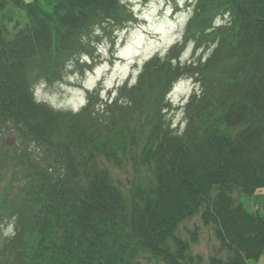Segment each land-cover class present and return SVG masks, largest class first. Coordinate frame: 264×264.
Here are the masks:
<instances>
[{
  "label": "trees",
  "instance_id": "1",
  "mask_svg": "<svg viewBox=\"0 0 264 264\" xmlns=\"http://www.w3.org/2000/svg\"><path fill=\"white\" fill-rule=\"evenodd\" d=\"M127 1L0 0V174L14 163L25 181L18 192L14 182L0 187V229L14 227L0 243V264H141L142 253L193 264L175 233L201 207L231 253L212 264H251L264 254V211L234 208L230 196L264 190V0L198 1L187 34L196 48L209 45L205 62L184 65L174 47L117 100L104 102L96 91L77 116L36 102L34 86L61 81L93 32L129 21ZM220 14L227 22L213 26ZM224 48L235 54L233 65L217 67ZM185 74L199 77L204 92L180 135L165 112ZM221 85L231 87L228 95ZM193 120L201 124L192 135ZM9 140L17 157L3 147ZM101 156L117 164L133 157L152 170L154 185L136 187L128 202L98 165Z\"/></svg>",
  "mask_w": 264,
  "mask_h": 264
},
{
  "label": "rangeland",
  "instance_id": "2",
  "mask_svg": "<svg viewBox=\"0 0 264 264\" xmlns=\"http://www.w3.org/2000/svg\"><path fill=\"white\" fill-rule=\"evenodd\" d=\"M33 1L25 0L27 4ZM198 1L131 0L127 10H130L133 18H137L138 21H133L131 15L126 23H116L114 28L102 26L106 29L93 32L91 46L85 48L86 51L81 55L80 63H69L61 81L51 84L39 82L34 86L36 102L57 114L69 115L70 113L77 116L88 106L89 96L96 91H100V98L104 102L117 100L121 88H125L127 84L129 87L136 85L140 74L150 60L158 54L168 57L174 46L175 55H179L184 65H189L194 59L196 61L200 58L205 62L211 54L208 51L209 45L204 44L196 48L199 40L194 42L192 38L187 39L186 33L194 6ZM127 16L126 13L123 14V17ZM227 20V15L220 14L214 19L213 26H222ZM176 43L178 44L175 45ZM234 56V53H229L224 48L218 54L217 67L220 64L233 65ZM215 74H219L216 67ZM220 87L221 92L223 89L227 91V95L231 91L229 85ZM203 92V84L199 77L195 78L191 74L179 76L178 81L175 82L169 94L171 106L167 108L165 114L172 123L173 130L180 135H184L188 129L187 113L189 114L191 104L195 102L193 99L201 98ZM221 92L219 91L218 94ZM183 104L187 106L182 109L179 105ZM194 106L193 109L197 111L198 104ZM104 110L103 107L94 108L96 113L100 111L98 113L100 115ZM77 112L79 113L76 114ZM197 120H193L188 132L192 133L198 129L197 125L201 122L199 124ZM9 138L12 136L9 135ZM3 147L11 158L17 157L11 140ZM132 159L133 157H120L122 164H117L104 156L97 159L98 165L109 173L113 184L124 194L128 202H131L132 191L136 187L148 188L155 183L152 170ZM14 165V163L7 165L0 174V187L3 192L10 182H14L12 192H18L17 189L25 182L21 171ZM230 196L233 198L234 208L243 205L250 211L258 208L264 211V190L257 191L253 197L249 198L242 196L239 191H233ZM206 212V207H201L199 214L185 220L175 233L176 238L186 245V262L191 263L194 260L193 264H212L214 259L228 262L231 253L221 245L216 225L211 220L209 224H206ZM209 217L210 215L207 216ZM0 230V243H3L6 239H10L14 227L6 225ZM169 250L172 253L177 251L173 240L169 243ZM136 261L141 264H165L147 253L140 254ZM251 264H264V254L258 262Z\"/></svg>",
  "mask_w": 264,
  "mask_h": 264
}]
</instances>
